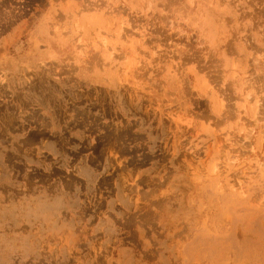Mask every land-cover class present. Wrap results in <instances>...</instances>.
<instances>
[{
	"label": "rangeland",
	"instance_id": "obj_1",
	"mask_svg": "<svg viewBox=\"0 0 264 264\" xmlns=\"http://www.w3.org/2000/svg\"><path fill=\"white\" fill-rule=\"evenodd\" d=\"M0 264H264V0H0Z\"/></svg>",
	"mask_w": 264,
	"mask_h": 264
}]
</instances>
